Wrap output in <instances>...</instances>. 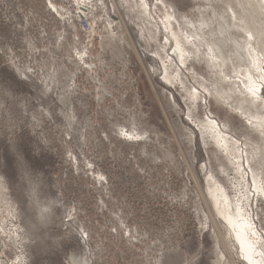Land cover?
<instances>
[{"label":"rangeland","instance_id":"rangeland-1","mask_svg":"<svg viewBox=\"0 0 264 264\" xmlns=\"http://www.w3.org/2000/svg\"><path fill=\"white\" fill-rule=\"evenodd\" d=\"M117 1L0 0V264H245L208 179L264 242V134L211 96L206 55L177 62L161 24L174 13L192 30L199 10L229 0H147L153 26L139 0ZM208 117L256 153V184L243 187L238 153L202 139Z\"/></svg>","mask_w":264,"mask_h":264},{"label":"bare ground","instance_id":"bare-ground-1","mask_svg":"<svg viewBox=\"0 0 264 264\" xmlns=\"http://www.w3.org/2000/svg\"><path fill=\"white\" fill-rule=\"evenodd\" d=\"M125 1L126 0H119L120 5L123 4L124 6V4L127 3V1ZM139 1L142 5L141 9H143L142 15L147 18L146 23L148 24L149 22V24L153 26V22L150 20L151 18H149L150 15L148 1ZM119 2L117 1V4ZM128 2L130 1L128 0ZM158 2L159 1H157V3ZM165 2L163 4H166L167 6L168 3ZM225 2L227 5L226 8L220 9L213 1H211L207 6L204 7L203 10H199L197 23L191 24L192 30H187V27H184V25L181 26L182 24H175L176 20H174V13H172V15L174 14V17L169 13H166L167 15L164 14L166 16L164 18L165 20L161 23L163 26H161L163 27V32L166 34H164L166 38H164L165 36L163 38L166 40L167 47L172 49V54L177 56V62L182 64V66L189 62H193L192 64L194 65V61H201V57L206 55L208 60L204 62L205 64L208 62V68L211 69L209 70L212 71L214 79V82L209 84L215 85L214 87L211 86V90H213V94L211 96L215 95L217 100H224L222 102L226 103L229 107H235L239 114L244 118L246 122L245 125H247V127L252 130H258L259 134H264V44L260 42L264 39V18L262 17V15H264V0H229ZM128 4L129 3H127V5ZM158 4H160V2ZM172 6L174 7V5ZM170 7L171 6L166 7L165 9H169ZM126 11L128 12L127 9ZM85 12V9L81 8V15L79 16H85ZM129 12H133L132 9L131 11L129 9ZM131 14L128 15L131 16ZM133 15L136 17L134 12ZM179 19V21H181L182 18L179 17ZM154 26L158 25L154 22ZM185 28L186 30H184ZM142 31H144V29H142ZM202 44L206 45L204 49L200 48ZM193 65L192 67H194ZM192 69L194 70V68ZM172 71L176 72L175 76H173L171 73H168L169 70L167 73L164 70L166 74H164V77L170 82L171 80L177 79L178 76H180V73H177L178 71ZM233 75H235V77H233ZM236 77L239 78V80H237ZM179 80L181 81L182 78ZM183 82L181 81V83ZM202 87L208 95L211 94V90H209L207 86L203 85ZM182 89L185 91L186 97L191 99V101L196 97V95L199 94L197 89H195L194 92L190 94L186 87ZM221 90L223 93H220ZM193 101L196 103L195 100ZM194 102H192V104L197 106V103L194 104ZM256 103L262 104V114L257 112ZM252 107H254L256 112L255 118H253L251 115L250 109H252ZM209 118L210 117L202 122L203 126H205V131L202 132V139L209 142L208 136L205 135L208 130L210 133V138L213 139L217 148L221 152H225L227 155L228 153H238L236 170L237 173L242 176V180L244 181L243 187L245 188L246 183H249L247 181L249 178L253 180L254 184H256L258 182V171L250 165L251 163L254 164L252 160L254 159L253 157L257 156L255 155L256 153L253 154V151L251 152L253 155H251L249 151L248 152L250 154L247 153L245 149L242 150L244 147L247 148V145L245 143L243 145L237 138H234L231 134H229V129L227 127L228 125L226 126L225 123V125H220V123H218L216 120ZM253 124L254 126H252ZM253 147L251 145V148L250 146L248 148H253L255 150L254 145ZM242 154L244 157L246 156L244 164L245 166L241 163ZM231 161L234 160L231 159ZM260 172L263 174L262 171ZM209 174L210 173H208V175ZM262 182H264V180H262ZM208 183H210L211 186L208 191V195H206V199L208 200L209 206L211 208L213 218L216 223H218L217 225L219 226L221 220V223L223 224L222 226L229 230L230 234L227 232L226 234L230 235H228L229 238L232 237L234 239V242L236 243L234 246H236V249L239 250L240 256L243 258L242 260H244L243 262H245V264H264L263 237L261 238L254 230L253 223L251 221L252 219L249 218L250 216H248L247 211H245L242 202H233L234 199H231V195H228L225 187L226 185L224 186L215 183L213 178L208 179ZM263 189L264 188L262 187L261 189H257V191H262ZM245 194L246 195H244V197L246 200H248L247 192ZM224 238L225 237H223L224 243L229 250V244L226 241L227 238H225L226 240ZM234 259L235 258L232 259L233 264H237V261Z\"/></svg>","mask_w":264,"mask_h":264},{"label":"snow or ice","instance_id":"snow-or-ice-1","mask_svg":"<svg viewBox=\"0 0 264 264\" xmlns=\"http://www.w3.org/2000/svg\"><path fill=\"white\" fill-rule=\"evenodd\" d=\"M250 91H251V89H250Z\"/></svg>","mask_w":264,"mask_h":264}]
</instances>
